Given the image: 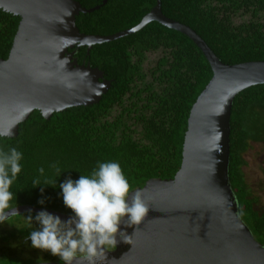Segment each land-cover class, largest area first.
<instances>
[{
	"label": "trees",
	"instance_id": "16d2710c",
	"mask_svg": "<svg viewBox=\"0 0 264 264\" xmlns=\"http://www.w3.org/2000/svg\"><path fill=\"white\" fill-rule=\"evenodd\" d=\"M74 1L86 10L100 7L91 14H80L76 26L81 34L102 37L138 26L157 5V0ZM160 3L166 18L191 28L225 65L264 62V0ZM239 18L241 23H237ZM20 22V17L0 10L1 60L9 58ZM75 51L78 65L101 71L111 82L110 89L98 104L68 109L49 121L35 111L20 126L17 138L0 136V149L15 147L23 153L22 171L10 189L15 208L28 206L71 216L58 185L69 177L76 180L80 174L88 175L97 161L119 162L132 191L151 180H173L181 168L191 110L213 78L196 44L180 32L151 22L135 34L95 45L89 53L86 47ZM155 53L159 59L146 70L147 56ZM230 127L229 179L239 215L264 246V207L244 173L246 153L255 144L264 145V85L234 99ZM52 164L61 169L59 177ZM41 167L42 175L37 171ZM34 179L40 186L33 187ZM55 179L56 187L48 185ZM41 199L43 205L38 203ZM33 227H37L35 221ZM27 228L28 222L18 223L11 233L0 234V243L15 241L27 246ZM42 252L61 263L58 257Z\"/></svg>",
	"mask_w": 264,
	"mask_h": 264
},
{
	"label": "water",
	"instance_id": "95a60500",
	"mask_svg": "<svg viewBox=\"0 0 264 264\" xmlns=\"http://www.w3.org/2000/svg\"><path fill=\"white\" fill-rule=\"evenodd\" d=\"M99 9L86 10L74 0H0V10L21 18L9 58L0 59V136L17 138L35 111L49 121L101 101L111 82L98 69L78 65L75 49L86 47L89 53L151 22L180 32L202 51L213 78L191 110L179 172L173 180H151L136 190L149 211L139 225L121 223L127 243L117 235L115 249L105 251L99 264H264V246L241 219L229 179L233 102L241 92L264 85V62L225 65L191 28L166 18L160 0L130 30L108 37L81 34L76 18ZM14 211L11 217L41 210ZM45 211L61 220L70 217Z\"/></svg>",
	"mask_w": 264,
	"mask_h": 264
},
{
	"label": "clouds",
	"instance_id": "9594fccd",
	"mask_svg": "<svg viewBox=\"0 0 264 264\" xmlns=\"http://www.w3.org/2000/svg\"><path fill=\"white\" fill-rule=\"evenodd\" d=\"M23 153L15 147L0 149V224L16 214L14 193L10 190L22 171ZM58 173L61 169L50 165ZM41 175L44 168L37 170ZM33 187L40 186L33 180ZM56 187V179L53 184ZM63 205L71 210L67 220H61L45 210L26 216L30 246L56 256L61 264H99L105 251L114 250L117 235L127 243L128 235L119 230L139 225L149 208L139 191H132L119 162L97 161L88 175L70 177L58 185ZM43 205L44 200L38 201ZM10 212V214H9ZM125 217H127L125 219ZM35 221L37 227H33Z\"/></svg>",
	"mask_w": 264,
	"mask_h": 264
},
{
	"label": "rangeland",
	"instance_id": "374dc122",
	"mask_svg": "<svg viewBox=\"0 0 264 264\" xmlns=\"http://www.w3.org/2000/svg\"><path fill=\"white\" fill-rule=\"evenodd\" d=\"M242 19L239 18L237 23H241ZM160 54H149L147 56V62L145 69L152 68ZM247 167L244 168L245 178L248 186L252 192L260 199V205L264 207V145L255 144L251 150L245 155ZM27 219L23 217H12L7 222L0 224V234L11 233L14 228L17 227L18 223L25 225ZM31 242L28 245H22L19 242L11 241L8 244L0 243V264H45L53 261V257H47L45 253L37 249L32 252L29 250Z\"/></svg>",
	"mask_w": 264,
	"mask_h": 264
},
{
	"label": "flooded vegetation",
	"instance_id": "af4514ba",
	"mask_svg": "<svg viewBox=\"0 0 264 264\" xmlns=\"http://www.w3.org/2000/svg\"><path fill=\"white\" fill-rule=\"evenodd\" d=\"M77 60V59H76ZM77 62H78V60H77ZM111 251H113V250H111ZM32 252H34V251H32ZM50 263H57V264H61L60 262H55V261H53V262H50Z\"/></svg>",
	"mask_w": 264,
	"mask_h": 264
}]
</instances>
